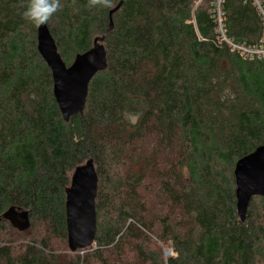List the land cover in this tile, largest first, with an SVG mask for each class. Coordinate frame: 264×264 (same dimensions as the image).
I'll list each match as a JSON object with an SVG mask.
<instances>
[{
	"label": "trees",
	"instance_id": "trees-1",
	"mask_svg": "<svg viewBox=\"0 0 264 264\" xmlns=\"http://www.w3.org/2000/svg\"><path fill=\"white\" fill-rule=\"evenodd\" d=\"M211 3L61 0L46 25L67 67L98 38L108 62L66 123L28 0H0V264H264V198L242 223L234 177L264 146V60L217 45ZM223 11L228 38L256 47L253 1ZM89 160L95 247L70 254L66 191ZM10 210L29 213L28 230L2 219Z\"/></svg>",
	"mask_w": 264,
	"mask_h": 264
},
{
	"label": "water",
	"instance_id": "water-1",
	"mask_svg": "<svg viewBox=\"0 0 264 264\" xmlns=\"http://www.w3.org/2000/svg\"><path fill=\"white\" fill-rule=\"evenodd\" d=\"M121 2L109 13L112 17L122 7ZM38 52L52 72L54 97L64 122L82 115L93 79L108 67L107 53L102 45L104 38L94 41L91 50L76 56L70 67L64 63L48 26L37 29ZM236 183L237 213L242 223L247 220L248 209L253 198H264V146L240 159L234 170ZM98 175L93 160L76 169L71 187L66 191V224L68 248L71 254L86 250L95 243L97 234L96 199ZM21 232L29 228V213L18 214L10 210L3 218ZM170 252L166 253V256Z\"/></svg>",
	"mask_w": 264,
	"mask_h": 264
},
{
	"label": "built area",
	"instance_id": "built-area-1",
	"mask_svg": "<svg viewBox=\"0 0 264 264\" xmlns=\"http://www.w3.org/2000/svg\"><path fill=\"white\" fill-rule=\"evenodd\" d=\"M203 0H197V6L202 3ZM259 16L262 19L263 24V35L256 47H246L236 44L231 41L227 36V30L225 28V13L223 11V5L225 0H212L211 3V16L216 23V33H217V45H227L232 53H237L240 55L241 59L244 61H255L264 60V1L263 0H252ZM200 40H202L200 38ZM92 247H95V243ZM90 247V248H92ZM88 248V249H90ZM87 250V249H86ZM85 251V250H83Z\"/></svg>",
	"mask_w": 264,
	"mask_h": 264
},
{
	"label": "clouds",
	"instance_id": "clouds-1",
	"mask_svg": "<svg viewBox=\"0 0 264 264\" xmlns=\"http://www.w3.org/2000/svg\"><path fill=\"white\" fill-rule=\"evenodd\" d=\"M75 8L76 0H72ZM113 0H87L86 7L93 8H111ZM61 0H28L26 9L23 11V18L35 25L37 28L47 24L53 16L62 10ZM78 11V9H75Z\"/></svg>",
	"mask_w": 264,
	"mask_h": 264
},
{
	"label": "rangeland",
	"instance_id": "rangeland-1",
	"mask_svg": "<svg viewBox=\"0 0 264 264\" xmlns=\"http://www.w3.org/2000/svg\"><path fill=\"white\" fill-rule=\"evenodd\" d=\"M70 253V252H69ZM71 254V253H70ZM80 255L81 256H84L85 254L84 253H80ZM170 255H172L173 256V254L172 253H170Z\"/></svg>",
	"mask_w": 264,
	"mask_h": 264
}]
</instances>
